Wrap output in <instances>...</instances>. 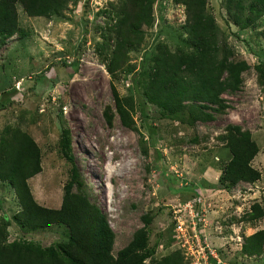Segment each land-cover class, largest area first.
Wrapping results in <instances>:
<instances>
[{"label":"rangeland","instance_id":"1","mask_svg":"<svg viewBox=\"0 0 264 264\" xmlns=\"http://www.w3.org/2000/svg\"><path fill=\"white\" fill-rule=\"evenodd\" d=\"M120 0H67L48 16H30L16 2L17 25L25 34L0 35V141L17 127L38 145L40 170L26 179L33 199L58 207L70 163L62 156L59 132L69 130L70 151L89 200L103 212L113 237L111 253L123 246L150 213L147 246L152 257L178 251L182 264H264V250L244 253L242 238L264 227V215L245 220L249 204L264 197V86L255 65L264 61V14L246 26L234 24L224 0H207L221 36L236 58L248 63L234 89L221 93L225 106L205 120L189 122L185 111L166 114L146 102L136 105L133 128L114 110L110 83L119 95H141V73L151 66L157 42L187 47L183 5L152 0V22L128 50L129 70L106 69ZM109 116L107 120L106 117ZM249 130L258 149L250 163L259 178L219 188L217 176L230 153L226 127ZM153 127L148 133L147 125ZM11 185L0 179V216L9 219L7 241L29 240L46 247L66 242L62 222L26 228ZM148 260V257L145 258Z\"/></svg>","mask_w":264,"mask_h":264},{"label":"trees","instance_id":"2","mask_svg":"<svg viewBox=\"0 0 264 264\" xmlns=\"http://www.w3.org/2000/svg\"><path fill=\"white\" fill-rule=\"evenodd\" d=\"M183 5L182 23L187 47L171 50L164 42H157L151 56V66L141 73V95L134 102L132 95H119L110 83L114 110L124 126L133 128V107L145 119L146 102H152L166 114L185 111L187 120H205L210 110L225 106L221 93L234 89L240 74L248 68L242 58H236L221 36L211 12L206 10L207 0H173ZM30 16H48L62 10L67 0H0V35L25 34L17 25L15 3ZM152 0H120L117 6L112 43L106 64L108 72L129 70L128 50L143 38L142 26L152 22ZM228 18L238 26L252 23L264 14V0H224ZM264 41V28L259 31ZM257 80L264 86V61L255 65ZM109 119V116L106 117ZM148 133L153 127L148 124ZM226 146L229 158L217 176L219 188L229 189L238 181L252 182L260 171L250 161L258 146L249 130L237 123L226 127ZM59 149L70 163L69 175L62 185L58 207L37 203L26 179L40 170L38 145L31 136L15 127L0 141V179L13 188L19 209L13 214L23 227L45 226L62 222L68 228V238L56 246L41 247L29 240L7 241L9 219L0 216V264H182L180 253H169L155 258L147 246L150 213L140 215L141 225L136 227L128 241L115 254L111 253L113 232L97 205L84 191V181L70 151L69 130L62 126ZM264 215L263 205L254 200L249 204L245 220L250 222ZM244 253L258 255L264 250V227L257 228L242 238ZM148 257V260L145 258ZM214 264V261H213ZM219 264V263H218Z\"/></svg>","mask_w":264,"mask_h":264}]
</instances>
